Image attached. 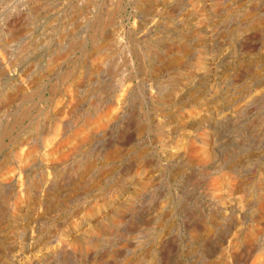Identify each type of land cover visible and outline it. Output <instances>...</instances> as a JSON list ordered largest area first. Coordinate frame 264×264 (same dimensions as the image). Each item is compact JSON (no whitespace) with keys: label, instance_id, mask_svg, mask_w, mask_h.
Listing matches in <instances>:
<instances>
[{"label":"rangeland","instance_id":"1","mask_svg":"<svg viewBox=\"0 0 264 264\" xmlns=\"http://www.w3.org/2000/svg\"><path fill=\"white\" fill-rule=\"evenodd\" d=\"M99 1L0 0V264H264V0Z\"/></svg>","mask_w":264,"mask_h":264},{"label":"bare ground","instance_id":"2","mask_svg":"<svg viewBox=\"0 0 264 264\" xmlns=\"http://www.w3.org/2000/svg\"><path fill=\"white\" fill-rule=\"evenodd\" d=\"M91 1L92 0H82V2H81V4H80V6H82V8H83V10H84V12H88L89 11V9H90V7H91V9H92V7H97L98 6V4L96 5V3H94V4H91ZM147 1H149V0H100L99 2H101L102 3V5L103 6H105V4H107V5H109V7H108V10H106V12L108 11H110V12H113L114 10H113V8H112V5H113V3H116L117 5L119 4V5H122L121 7V9H122V11H127V6L129 5L130 6V8H131V11L129 12V15H130V17H131V15H133V13L134 12H136V11H138L139 9H141L142 7H143V5L147 2ZM163 1H169V0H163ZM30 2V1H29ZM32 2H33V0H32ZM35 2V1H34ZM96 2V1H95ZM155 2V1H154ZM98 3V2H97ZM101 3H100V5H99V8H101ZM149 4V3H148ZM36 5V4H35ZM79 6V7H80ZM111 6V7H110ZM148 6V5H147ZM15 7V6H14ZM156 7H158V6H156ZM162 7H164V6H162ZM107 8V7H106ZM167 7H165V9H166ZM30 9H34V5L32 4V3H30ZM159 9H161V8H159ZM103 10V9H102ZM101 10V11H102ZM168 10V9H167ZM34 11V10H33ZM97 11V10H96ZM99 11V10H98ZM157 11H158V9H157ZM83 12V11H82ZM93 12H95L94 10H93ZM107 12V13H108ZM89 13V12H88ZM142 13H143V11H142ZM166 13H167V11H166ZM83 14V13H82ZM104 14H105V16H103L104 17V19L105 20H103V19H101V20H103V21H101V23L97 26V28H130V27H132V26H129L128 27V25L127 24H124V18H126L125 16H126V14H120L121 16H122V18L120 19V21H115V20H113L110 16H108V17H106V13H105V8H104ZM110 14V13H109ZM135 14H139V13H134V15ZM148 14V13H147ZM168 14V13H167ZM91 15V14H90ZM89 15V16H90ZM117 15V14H116ZM143 15V14H142ZM151 15V14H150ZM98 16V15H97ZM111 16H112V14H111ZM168 16H169V14H168ZM91 17V16H90ZM92 17H93V15H92ZM113 17H115V16H113ZM134 18H135V16H133ZM132 17V18H133ZM159 17V16H158ZM83 18V17H82ZM81 18V19H82ZM87 18H89V17H87ZM87 18H85V19H87ZM148 18H149V16H148ZM160 18H163V17H160ZM84 18H83V20H85ZM107 19V20H106ZM174 19V18H173ZM185 19V18H184ZM93 20V19H92ZM153 20V19H152ZM115 21V22H114ZM137 22V21H136ZM147 22V21H146ZM162 22V21H161ZM84 23V22H83ZM131 23V22H130ZM153 23V22H152ZM88 24H89V22H88ZM180 24V23H179ZM84 25V24H83ZM94 25V24H93ZM162 25V24H161ZM176 25V24H175ZM12 26V25H11ZM10 26V27H11ZM86 26H88V25H86ZM150 26V25H149ZM160 26V25H159ZM168 26V25H167ZM84 27V26H83ZM151 27V26H150ZM187 27V26H186ZM12 28V27H11ZM89 28H90V26H89ZM136 28V27H135ZM154 28H155V26H154ZM183 28V27H182ZM13 29V28H12ZM9 31V30H8ZM13 31V30H12ZM117 32V31H116ZM116 34V33H115ZM114 34V35H115ZM17 37L16 36V34L14 33V32H9V36L8 37ZM14 37V38H15ZM115 37H116V35H115ZM101 39V38H100ZM94 42V41H93ZM98 42H99V40L97 39V40H95V44H96V49L97 48H101V45H100V47L97 45L98 44ZM105 43V42H104ZM181 44V43H180ZM183 44V43H182ZM109 45V44H108ZM179 45V44H178ZM13 46V45H12ZM33 46V45H32ZM177 46V45H176ZM10 47H11V45H10ZM105 47V46H104ZM175 48V47H174ZM172 49V48H171ZM180 49V48H179ZM8 49H6L5 51H7ZM10 50V49H9ZM32 50V49H31ZM60 50V49H59ZM101 49H99V51H100ZM15 51V50H14ZM69 51V50H68ZM67 51V52H68ZM10 52V51H9ZM12 52V51H11ZM11 52H10V54H11ZM55 52H57V51H55ZM59 52V51H58ZM104 52V51H103ZM7 53V52H6ZM66 52H64L63 53V55L65 54ZM92 53V52H91ZM107 53H109V52H107ZM171 53V52H170ZM13 54H15V53H12V55ZM57 54V53H56ZM60 54V53H59ZM95 54V53H94ZM99 54H101V53H99ZM98 54V55H99ZM102 54H104V53H102ZM4 55V54H3ZM17 55V54H16ZM15 55V56H16ZM62 55V56H63ZM91 54H89V56H90ZM9 56V55H8ZM7 56V57H8ZM30 56V55H29ZM86 56V55H85ZM92 56V55H91ZM90 56V57H91ZM99 56H101V55H99ZM105 56H106V54H105ZM6 57V58H7ZM31 57V56H30ZM65 57H67V56H65ZM0 58H1V54H0ZM14 58V57H13ZM54 58V57H53ZM58 58H60V57H58ZM62 58V57H61ZM87 58V57H86ZM4 59V58H3ZM65 59V58H64ZM6 60V59H5ZM4 60V61H5ZM12 60V59H11ZM10 60V61H11ZM15 60V59H14ZM19 60V59H18ZM58 59H57V57H56V61H57ZM174 60V59H173ZM176 60V59H175ZM13 61V60H12ZM3 62V61H2ZM16 62H17V60H16ZM6 64V63H5ZM9 64V63H8ZM15 64V63H14ZM20 64V63H19ZM3 66V65H2ZM18 66V65H17ZM84 66V65H83ZM4 67V66H3ZM32 67V66H31ZM8 68H10V66L8 67ZM7 68V69H8ZM81 68V67H80ZM2 70H5V69H2L1 67H0V72H2ZM81 70V69H80ZM22 71H18V69H13L11 72H10V74H9V76H12L13 78H15L16 79V81H17V79H20V73H21ZM25 72V71H24ZM28 72V71H27ZM23 73V72H22ZM26 73V72H25ZM73 73V72H72ZM29 74V73H28ZM75 75H71V74H65L64 76H63V81H69V80H71V81H75L76 79H75ZM2 79V78H1ZM81 79V78H80ZM22 82V81H21ZM27 82V81H26ZM70 82V81H69ZM14 83V82H13ZM16 83V82H15ZM63 84V83H62ZM69 84V83H68ZM79 84V83H78ZM12 85H14V84H12ZM24 86H25V84H23ZM22 85V86H23ZM2 86V85H1ZM21 86V87H22ZM78 86V85H77ZM9 88H10V86H9ZM12 88V87H11ZM16 88H17V90H15V92L13 93V94H9V93H6L5 95H4V99H5V101L6 102H4L5 104L7 103V102H12V101H14V100H16V98H17V96H18V92L20 91V86H18L17 87V85H16ZM57 88V87H56ZM77 88H79V87H77ZM75 89V91H76V88H74ZM11 91V90H10ZM49 91H51V90H49ZM54 91H56V90H54ZM74 91V92H75ZM53 92V91H52ZM21 93V92H20ZM56 93V92H55ZM72 93V92H71ZM51 94H49V96H50ZM58 95V94H57ZM55 97V96H54ZM76 98V97H75ZM54 99V98H53ZM48 100V99H47ZM51 101V100H50ZM93 101V100H92ZM71 103V102H70ZM197 102H193L191 105L192 106H195V105H197L196 104ZM1 105V104H0ZM96 105V104H95ZM187 106V105H186ZM55 109H56V107H55ZM54 109V110H55ZM182 109V108H181ZM53 111V110H52ZM56 111V110H55ZM57 112H58V110H57ZM90 117V116H89ZM78 120V119H77ZM76 120V121H77ZM90 121H91V119H89V118H85V119H83L82 121H78L77 123H76V125H75V127L73 128V130L70 132V134H68L67 136H64L63 138H64V140H62L63 142H65V143H73L74 145H73V149L74 148H78L79 147V145L81 144V143H84V142H86L87 141V139L89 138V132H88V126L87 125H89L90 124ZM39 126V125H38ZM42 126V125H41ZM38 128V127H37ZM36 128V129H37ZM43 128V127H42ZM50 128V127H49ZM35 129V130H36ZM43 130V129H42ZM49 130V129H48ZM40 132V131H39ZM38 132V133H39ZM7 134H5V136H6ZM13 139V138H12ZM56 139H58V138H56ZM11 140V139H10ZM60 140V139H59ZM33 144V143H32ZM51 146V145H50ZM82 146V145H81ZM80 146V147H81ZM32 148V147H31ZM36 151V150H35ZM27 153V155L28 156H30L31 155V153H32V149L30 150L29 149V151H27L26 152ZM71 153V152H70ZM2 160V159H1ZM88 161V160H87ZM93 161V160H92ZM1 163V162H0ZM3 164V163H2ZM1 164V165H2ZM7 166V165H6ZM21 175V174H20ZM29 180V179H28ZM260 182V181H259ZM264 183V182H263ZM1 184V183H0ZM5 184V183H4ZM24 184V183H23ZM35 186V185H34ZM263 186V185H262ZM4 187V186H3ZM28 187H29V185H28ZM0 188H2L1 186H0ZM4 188H6V187H4ZM22 188H23V186H22ZM39 188V187H38ZM23 190V189H22ZM26 190H28V189H26ZM33 190V189H32ZM263 191V190H262ZM1 192V191H0ZM19 195V194H18ZM264 198V197H263ZM261 203V202H260ZM259 205V204H258ZM262 206V205H261ZM260 209H261V207H260ZM162 227V226H161ZM209 227V226H208ZM160 230V229H159ZM132 244V243H131ZM87 246V245H86ZM78 247V246H77ZM90 249V248H89ZM204 258V257H203ZM126 261V260H125ZM2 264V263H1ZM130 264V263H129Z\"/></svg>","mask_w":264,"mask_h":264}]
</instances>
